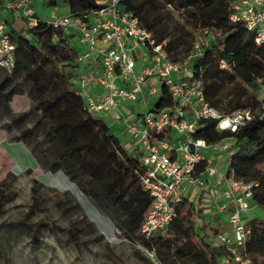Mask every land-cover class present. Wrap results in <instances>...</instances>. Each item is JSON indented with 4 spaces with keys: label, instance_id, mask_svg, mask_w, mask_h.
<instances>
[{
    "label": "trees",
    "instance_id": "trees-1",
    "mask_svg": "<svg viewBox=\"0 0 264 264\" xmlns=\"http://www.w3.org/2000/svg\"><path fill=\"white\" fill-rule=\"evenodd\" d=\"M65 1L68 14L77 21H85L99 8L95 0ZM120 4L138 18L156 44L164 43L163 49L171 60H183L199 42L200 53L190 64V80L201 81L205 101L221 116L240 110L252 116L247 127L237 134L218 131L214 119L201 120L193 138L208 144L233 138L226 174L233 172L235 180L256 184L252 204L264 208V168L260 166L264 163V116L261 115L264 44H257L254 33L242 22L230 20L232 0H120ZM9 34L15 44V65L0 82V96L15 73L21 72L29 82L28 96L39 112L35 125L26 129L25 134H32L38 125L47 121L45 140L61 148L52 170L62 169L100 208L120 214L123 217L120 228L125 235L154 250L158 264H238L227 246L204 240L186 222L193 204L185 198L178 204L176 216L165 232L147 239L138 234L151 205V197L140 183V160L126 152L101 117L85 109L76 85L77 47L40 18L25 31L12 27ZM53 35L57 38L53 39ZM14 94V90H9L6 101ZM171 102L167 91L161 89L156 107L162 108ZM206 165L207 160L202 161L198 171H203ZM185 207L187 214L183 211ZM38 209L40 202L34 197L25 221L15 225L32 230L26 221ZM196 215L201 221L204 219L202 209L197 208ZM213 219L216 221L212 227L214 233L230 231L227 222L218 221V217ZM245 224L249 234L244 242V257L249 264H264V217L249 218ZM204 228L201 226L200 230ZM64 231L80 246L79 228Z\"/></svg>",
    "mask_w": 264,
    "mask_h": 264
},
{
    "label": "built area",
    "instance_id": "built-area-1",
    "mask_svg": "<svg viewBox=\"0 0 264 264\" xmlns=\"http://www.w3.org/2000/svg\"><path fill=\"white\" fill-rule=\"evenodd\" d=\"M31 0L7 2L12 10L21 9L22 18L32 27L37 24L29 4ZM54 8L53 0H46ZM99 8L85 21H77L69 14L56 15L52 10L45 24L67 36L77 47V88L88 113L98 117L111 108H118L124 135L137 143L142 172L140 183L150 195L151 205L146 212L138 234L147 239L167 230L176 216L177 206L190 188H203L202 173L212 176L217 170L207 164L203 150L225 152L233 138L208 144L193 138L199 121L214 119L218 131L237 134L251 121L248 111L240 110L221 116L208 105L199 80H190V64L200 53V44L183 60H171L162 44H156L150 32L138 18L122 8L120 0H95ZM230 20L242 22L255 35L257 44H264V0H232ZM53 35V39H56ZM15 44L0 17V68L11 72L15 65ZM165 89L171 104L162 108L149 107L148 101L160 96ZM142 104L143 107H139ZM125 105L137 106V114L125 111ZM264 116V102L261 103ZM182 135L183 139L177 140ZM222 142L224 144L219 145ZM230 158H227V165ZM227 168V167H226ZM221 201L215 211L230 225V231L216 233L218 243L228 247L233 261L249 264L244 257V242L249 229L243 221L244 212L252 205V190L256 185L235 180L233 172L221 176ZM155 264L154 250L140 245Z\"/></svg>",
    "mask_w": 264,
    "mask_h": 264
},
{
    "label": "rangeland",
    "instance_id": "rangeland-1",
    "mask_svg": "<svg viewBox=\"0 0 264 264\" xmlns=\"http://www.w3.org/2000/svg\"><path fill=\"white\" fill-rule=\"evenodd\" d=\"M37 11H40L39 7ZM47 13L45 10L42 15L48 17ZM55 13L65 15L66 10L60 8ZM7 75L0 68V82ZM28 89L29 82L18 71L2 90L4 95L0 96V264H155L142 251L138 239L126 236L120 228L123 219L120 214L100 208L80 186L68 179L62 169L52 170L61 148L45 140L49 123L43 121L32 134H25L39 116ZM9 90L16 94L6 101L5 94ZM158 99V96L152 98L149 107H153ZM110 131L122 138L118 129ZM230 143L231 147L225 152L204 151L214 168L218 162L222 164L212 178L221 180L234 141ZM125 149L139 158V149L135 150L133 145L126 143ZM260 166L264 168V163ZM216 193L212 187L210 193L201 191L200 196L205 197L201 200L203 204H209ZM197 196L190 215H186V222L193 226L198 225L196 209L203 206L202 202H196ZM34 197L40 202V209L26 221L32 230L15 225L25 221ZM183 211L187 214V207ZM253 217H264V208L252 204L243 215V221L246 223ZM72 227L81 230L80 246L64 231Z\"/></svg>",
    "mask_w": 264,
    "mask_h": 264
},
{
    "label": "crops",
    "instance_id": "crops-1",
    "mask_svg": "<svg viewBox=\"0 0 264 264\" xmlns=\"http://www.w3.org/2000/svg\"><path fill=\"white\" fill-rule=\"evenodd\" d=\"M16 1L17 0H0V17H2L4 19V21L6 23V31L8 33L10 32V29L12 27H14L16 30H23V31H25L26 29H29L31 27L27 23V21L24 18H22L21 9L14 11V10L6 7L7 2H16ZM53 1L55 2V5H56L54 8L49 7L46 0H31L29 7L33 11L34 16L38 17L40 19H46L47 18V16L42 15L45 12V10H48L47 15H49V13L52 10L55 11L57 9L62 8L64 10H66L65 14H68L69 8H68V5H67L65 0L60 1V2L57 0H53ZM37 7H39V9H40L39 12L37 11ZM7 16L9 17V20H7ZM151 100L152 99H150L148 101V104H147L148 106H149V102ZM124 108H125V111H127L131 114L132 113L137 114V112H138L137 106H134V105H125ZM135 108H136V110H134ZM119 114H120V110L118 108H111L110 110H108V112L102 114L101 118L108 124L110 129L116 128L119 130L120 136L122 138L121 139L119 137H117V138L120 140L121 145L123 146L124 149H125L126 143L133 145L135 150L138 149L137 143L133 140H129L124 135V132L122 130V124L120 123V120L118 118ZM115 136H116V134H115ZM122 139H123V141H122ZM179 139H183V136L182 135L177 136V140H179ZM204 151H206V150H203L202 153L204 154V156L207 160V164L212 166V162L205 155ZM126 152L129 155H131L127 150H126ZM221 167H222L221 162H218L216 164L215 169L217 171H219L221 169ZM214 175L208 176L206 173H202L201 176L205 181V186L203 188H196V187L190 188L184 198L187 199L188 203L191 202L193 204L194 203L193 201H194V198L196 197V195H198L197 198L195 199L196 202H202L201 200H203L205 198V197L202 198L200 196L201 191L206 190L208 193H210V187H212L213 191L217 192L216 195L211 198V201L209 204L204 205L202 202V205H203L202 206V214H203L204 219L201 221L197 217L198 225L197 226L195 225L194 227H195V230H196L198 236H202L204 238V240H206L208 242H211L213 244H218V241H217L216 236H215L216 233H214L212 227L215 226V222H216L213 219L214 217H218V219H219L218 221L221 220L220 222L223 221L222 216L220 214H218L214 208L215 203L221 201L220 194L222 191L223 184H222V179L219 180L217 178H212ZM246 212H244V214H246ZM223 222H225V221H223ZM204 225L206 226V228H204ZM201 226L204 228L203 230H200Z\"/></svg>",
    "mask_w": 264,
    "mask_h": 264
},
{
    "label": "water",
    "instance_id": "water-1",
    "mask_svg": "<svg viewBox=\"0 0 264 264\" xmlns=\"http://www.w3.org/2000/svg\"><path fill=\"white\" fill-rule=\"evenodd\" d=\"M157 104V103H156ZM157 106V105H156ZM73 184V183H72Z\"/></svg>",
    "mask_w": 264,
    "mask_h": 264
}]
</instances>
